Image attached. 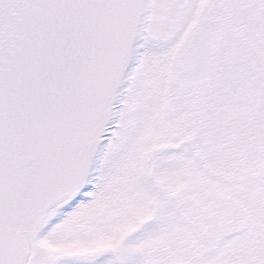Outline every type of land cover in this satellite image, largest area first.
<instances>
[{"label": "snow or ice", "instance_id": "1", "mask_svg": "<svg viewBox=\"0 0 264 264\" xmlns=\"http://www.w3.org/2000/svg\"><path fill=\"white\" fill-rule=\"evenodd\" d=\"M0 264H264V0H0Z\"/></svg>", "mask_w": 264, "mask_h": 264}]
</instances>
